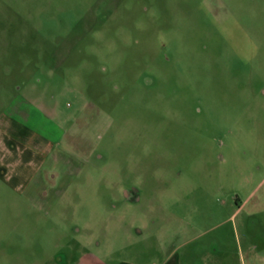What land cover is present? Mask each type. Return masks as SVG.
Masks as SVG:
<instances>
[{"label":"rangeland","instance_id":"1","mask_svg":"<svg viewBox=\"0 0 264 264\" xmlns=\"http://www.w3.org/2000/svg\"><path fill=\"white\" fill-rule=\"evenodd\" d=\"M20 125L0 264H202L219 240L264 264V0H0V133Z\"/></svg>","mask_w":264,"mask_h":264},{"label":"crops","instance_id":"2","mask_svg":"<svg viewBox=\"0 0 264 264\" xmlns=\"http://www.w3.org/2000/svg\"><path fill=\"white\" fill-rule=\"evenodd\" d=\"M13 110V114H15L17 117H21L23 118L24 115V111L23 110H18V108H14ZM13 118V115H12ZM11 123H14L12 120H10ZM10 123V124H11ZM18 131V132H17ZM9 134V135H8ZM20 136L21 138H23V136H26V132H25V128L23 125H20V127L16 130L13 129L11 132H8L6 134L0 133V151H5L7 154H10L12 157L13 156H17V136ZM14 136H16L14 138ZM3 137V138H2ZM20 138V139H21ZM21 141H23V139H21ZM43 144L47 145V141H45ZM22 149V148H21ZM23 152H27V154L30 152V149L27 147L25 148V150ZM22 152V153H23ZM37 155V154H36ZM18 157V156H17ZM38 157V156H37ZM14 169L12 171L13 176H21L23 175V173L27 172V170L29 169V167L33 164L31 159H27L23 162L19 161V159L14 161ZM4 166V165H3ZM12 166V164H11ZM5 178H7L5 176ZM13 178V177H12ZM240 208H237L236 211H238ZM222 225L218 224V229L221 227ZM234 226V225H233ZM235 227V226H234ZM222 233L220 232V234H218V237L221 235ZM220 240L217 241L216 245L213 246L211 253L207 252V246L206 249H204V254L202 257V264H229L227 257L225 256H214V254H216L217 252L220 251V253H224L223 249L221 250V244H220ZM182 245H186V242L182 243ZM181 245V246H182ZM188 255V256H187ZM187 259H193L191 258V254L189 255V253H187ZM194 256V255H193ZM192 256V257H193ZM263 261L264 262V258L263 257H255L254 261ZM248 261H253L252 257L248 259ZM161 264H190V262H184V260L182 259V257L180 258L177 249L174 247L172 248L171 251H169L164 259V262ZM238 264H246L245 263V258L243 256H239L238 257Z\"/></svg>","mask_w":264,"mask_h":264},{"label":"flooded vegetation","instance_id":"3","mask_svg":"<svg viewBox=\"0 0 264 264\" xmlns=\"http://www.w3.org/2000/svg\"><path fill=\"white\" fill-rule=\"evenodd\" d=\"M124 197L127 201H138L139 200V195L135 189L124 190ZM62 256L63 255H61L60 253H57L53 255L51 260L54 261V264H60L61 260L63 259Z\"/></svg>","mask_w":264,"mask_h":264}]
</instances>
